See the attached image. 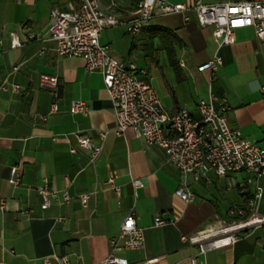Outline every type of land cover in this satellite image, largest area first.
I'll return each instance as SVG.
<instances>
[{"label":"crops","instance_id":"obj_1","mask_svg":"<svg viewBox=\"0 0 264 264\" xmlns=\"http://www.w3.org/2000/svg\"><path fill=\"white\" fill-rule=\"evenodd\" d=\"M101 7L116 5L122 22L100 32L99 42L108 44L111 54L144 70L140 78L148 82L167 112L185 108L198 116L196 102L209 93L223 95L226 120L240 134L264 149V38L252 27L235 30V40L217 47L210 27H201L189 12L155 18L147 30L136 35L126 32L125 23L136 15L135 0H98ZM192 5L195 0H171ZM218 2L264 0H200ZM78 0H0V264H91L107 257L110 241L117 237L129 211L142 229L141 249L119 250L114 254L128 264H264V225L242 231L230 246L198 252L197 245L181 239L203 229L216 218L229 219L228 209L246 203L250 192L242 181L221 185L224 176L208 172L194 180L183 176L168 159L163 148L147 144L131 128L116 135L111 101L99 71L87 73L83 60L58 56L48 40L49 11L72 10ZM11 33L20 45L11 47ZM151 49L158 65L162 58L173 73L151 75L132 55L134 49ZM155 54V55H154ZM214 54L222 59L214 79L197 66ZM157 58V59H156ZM171 63H175L176 69ZM42 73L56 75L54 90L39 85ZM19 86L13 92L11 84ZM83 101L88 113L71 112L73 101ZM51 103L56 111L49 113ZM45 115V118H41ZM100 132H106L102 139ZM74 133L87 135L102 145L93 161ZM73 148L74 152L70 149ZM17 165L20 183H8L9 168ZM120 187V198L106 183L110 175ZM142 185L134 187L132 180ZM46 182L50 189L65 190L43 208L36 187ZM185 184L193 194L184 201L175 191ZM258 210L264 212V177ZM91 193L85 205L79 196ZM159 216L165 223L155 225Z\"/></svg>","mask_w":264,"mask_h":264},{"label":"built area","instance_id":"obj_2","mask_svg":"<svg viewBox=\"0 0 264 264\" xmlns=\"http://www.w3.org/2000/svg\"><path fill=\"white\" fill-rule=\"evenodd\" d=\"M135 7L136 15L125 23L129 35L147 30L151 22L161 16L180 15L184 22L188 21L189 12H192L199 26L212 29L211 35L217 47L233 43L235 30L241 27H252L258 38H264V1L218 2L208 5L195 0L192 5H187L185 2L171 0H135ZM49 19L48 40L52 41L55 53L58 56L80 57L87 73L99 71L102 74L115 118L116 135L131 128L134 135L147 144L163 148L178 171L183 176H192L194 180L205 178L210 171L219 177L241 171L246 174L243 188L250 192L249 198L245 204L228 209L231 221L216 218L203 229L182 235L183 241L197 245L198 252L203 254L209 249L232 245L244 229L264 225V212L258 210L263 192L259 179L264 177V149L255 141L244 138L228 124L223 95L210 92L207 98H199L196 102L197 117L185 108L167 112L152 86L140 78L146 72L138 70L132 62L114 57L109 45L99 42L103 29L122 23L116 16L114 3L101 7L98 0H78L76 9H50ZM10 36L11 47L19 46L15 33ZM221 64V57L214 54L199 64L197 70L208 71L210 79H214ZM39 85L54 90L58 78L56 75L42 73L39 75ZM0 89L7 90L4 80L0 81ZM10 89L16 92L19 86L13 83ZM260 92L264 97V86ZM56 109V104L51 103L49 113ZM70 111L86 115L88 107L83 101L77 100L71 103ZM41 118L44 119L45 115ZM105 134L99 133L102 139ZM74 137L81 147L90 151V160H95L102 145L94 144L85 134L74 133ZM70 151L74 152V149ZM114 178L113 174L110 175L106 183L119 201L120 187L114 183ZM7 181L13 186L20 183L17 165L10 166ZM132 185L141 186L142 181L134 179ZM35 189L42 199L43 208L48 207L51 198L58 194L62 201L69 199L65 190L59 192L50 189L46 182ZM90 194L79 196L82 205H85ZM175 194L184 201L193 199V194L185 184ZM3 208L4 200L0 199V209ZM154 223L162 225L165 221L157 216ZM143 246V232L131 210L123 218L117 237L110 241V254L91 264H128L126 259L114 252L141 249ZM59 262L68 264L65 257L60 258ZM196 262L195 256L189 258L190 264Z\"/></svg>","mask_w":264,"mask_h":264},{"label":"rangeland","instance_id":"obj_3","mask_svg":"<svg viewBox=\"0 0 264 264\" xmlns=\"http://www.w3.org/2000/svg\"><path fill=\"white\" fill-rule=\"evenodd\" d=\"M152 50L149 49H145V48H142V49H134L132 50V55L134 56V58L136 57V61L141 65L143 66L144 68H147L148 70L150 69V73L151 75H157L159 77L162 76V73H161V70L163 71L164 74H166V72L168 71V73H173L171 68L165 64L162 60V58L160 57V59H158V65H156V60L152 59L153 56H152ZM155 55V54H154ZM157 59V58H156ZM234 173H229L227 174V178L224 179V180H221V185L223 187V185L226 183L228 186H232V185H236L237 182L239 181H242V177H243V174L240 175H236V178H233ZM227 221H231V218L229 219H225Z\"/></svg>","mask_w":264,"mask_h":264},{"label":"trees","instance_id":"obj_4","mask_svg":"<svg viewBox=\"0 0 264 264\" xmlns=\"http://www.w3.org/2000/svg\"><path fill=\"white\" fill-rule=\"evenodd\" d=\"M143 31H145V30H143ZM171 64H172V66H174V70H177L176 66H175L176 64L175 63H171Z\"/></svg>","mask_w":264,"mask_h":264},{"label":"water","instance_id":"obj_5","mask_svg":"<svg viewBox=\"0 0 264 264\" xmlns=\"http://www.w3.org/2000/svg\"><path fill=\"white\" fill-rule=\"evenodd\" d=\"M246 229H244V231H245Z\"/></svg>","mask_w":264,"mask_h":264}]
</instances>
